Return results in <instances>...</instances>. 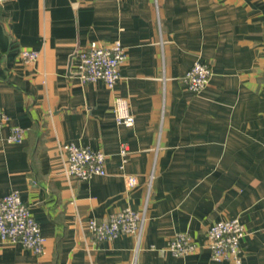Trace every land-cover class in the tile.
I'll return each instance as SVG.
<instances>
[{
	"label": "crops",
	"instance_id": "0c3cea01",
	"mask_svg": "<svg viewBox=\"0 0 264 264\" xmlns=\"http://www.w3.org/2000/svg\"><path fill=\"white\" fill-rule=\"evenodd\" d=\"M263 27L264 0H1L0 197L19 193L45 243L35 255L0 242V264H232L206 244L232 218L246 230L241 264H264ZM116 40L114 89L82 83L72 55ZM23 49L38 58L24 63ZM195 62L211 69L200 93L180 82ZM117 98L130 127L116 124ZM63 143L104 152L106 174L67 177ZM125 209L143 217L140 233L93 241L86 221ZM179 232L195 252L166 251Z\"/></svg>",
	"mask_w": 264,
	"mask_h": 264
},
{
	"label": "built area",
	"instance_id": "2783aa9c",
	"mask_svg": "<svg viewBox=\"0 0 264 264\" xmlns=\"http://www.w3.org/2000/svg\"><path fill=\"white\" fill-rule=\"evenodd\" d=\"M1 2V0H0ZM264 43V27L262 31ZM74 74L82 83L101 81L110 90L114 89L119 79V67L126 59V49L120 41L109 45L90 42L75 52ZM39 56L35 50H20L19 57L24 63H32ZM211 77V69L200 62H195L181 77L182 85L193 93L204 91ZM115 121L117 125L130 127L134 118L130 115L121 99L115 100ZM6 115L0 108V128L6 122ZM24 131L12 127L8 142L21 143ZM60 152L65 158V174L69 178L87 180L92 176L106 174V155L101 150L80 147L73 143L60 145ZM126 147L120 150L121 161L126 162ZM129 187L136 184V177L124 176ZM143 217L130 209L111 213L104 220L90 218L86 229L93 241L112 240L121 234H136L141 230ZM246 235L244 225L238 218L220 220L212 223L206 232L207 248L213 262L229 261L241 264V241ZM0 242L19 245L35 255L43 252L45 238L33 219L29 207L24 204L17 191L0 197ZM198 244L187 232L175 233L167 242L166 251L174 257H184L198 249Z\"/></svg>",
	"mask_w": 264,
	"mask_h": 264
},
{
	"label": "water",
	"instance_id": "95a60500",
	"mask_svg": "<svg viewBox=\"0 0 264 264\" xmlns=\"http://www.w3.org/2000/svg\"><path fill=\"white\" fill-rule=\"evenodd\" d=\"M75 54H76V53H74V54L72 55L71 59L75 57Z\"/></svg>",
	"mask_w": 264,
	"mask_h": 264
}]
</instances>
